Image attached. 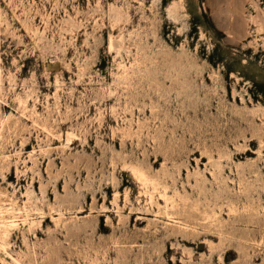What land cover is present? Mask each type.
I'll return each mask as SVG.
<instances>
[{"label":"rangeland","instance_id":"374dc122","mask_svg":"<svg viewBox=\"0 0 264 264\" xmlns=\"http://www.w3.org/2000/svg\"><path fill=\"white\" fill-rule=\"evenodd\" d=\"M0 264H264V0H0Z\"/></svg>","mask_w":264,"mask_h":264}]
</instances>
